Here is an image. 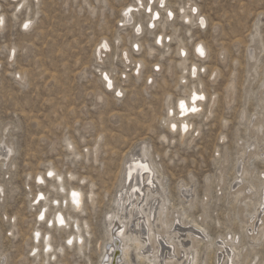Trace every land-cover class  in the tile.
I'll return each instance as SVG.
<instances>
[{
	"label": "rangeland",
	"instance_id": "1",
	"mask_svg": "<svg viewBox=\"0 0 264 264\" xmlns=\"http://www.w3.org/2000/svg\"><path fill=\"white\" fill-rule=\"evenodd\" d=\"M19 1L0 0L5 21L0 29V151L2 140L13 147L9 160L0 158V264L4 258V264L110 261L120 246L122 223L113 219L112 240H108V215L115 211L116 200L124 191V163L143 145L172 203H184V190L192 186L196 202L192 207L186 205L190 216L198 221L205 217L207 233L216 242L236 235L242 252L235 264H261V242L255 245L253 254L258 256L253 262L251 257L243 259L252 242L244 227L245 212L251 206L236 202L229 184L234 181L236 156L252 133L247 117L256 109L264 112L256 98L264 71V49L258 51L252 75V61L248 60V48L257 46V40H251L255 22L260 33L257 39L264 41V0H190L207 19L201 28L182 20L178 7L186 6V0H169L175 20L164 16L157 32L152 35L148 31L153 37L162 33L163 40L170 35L171 40H165L168 47H146L152 41L146 37L140 52L132 49L135 41L140 44L132 24L120 27L117 23L122 7L132 0H24L18 8ZM140 12L135 21L146 23L147 13ZM26 19L32 22L29 28L22 25ZM102 40L110 50L96 60L95 49ZM179 41L187 51V66L193 61L204 66L198 81L178 64ZM198 41L206 46L203 59L193 52ZM123 50L130 59L128 64L122 58ZM137 60L142 61L139 74L133 70ZM214 67L216 75L210 78ZM104 70L112 72V88L104 86ZM198 84L208 99L211 95L216 99L207 114L208 99L200 114L188 115L192 128L181 138L178 129L171 131L167 123L171 119L179 122L176 102L188 99L192 86ZM169 107L172 116H168ZM242 109L246 115L243 121L239 117ZM50 167L61 174L63 189L53 185V175L37 182L36 174L43 175ZM249 167L264 169L257 159H252ZM220 170L224 178L217 183ZM206 186L210 193L204 202ZM70 187L82 190L80 210L65 202ZM40 191L46 201L36 203L34 197ZM44 203L46 218L38 221L36 215ZM55 210H61L69 224H49L47 219L51 222ZM74 222L79 228H74ZM256 222L259 225L258 219ZM35 228L41 236L48 234L56 250L54 258L51 252L50 258L41 254V242L31 241ZM77 229L83 236L81 248L75 238L70 246H64L66 237ZM215 244L205 256L206 264H217ZM33 245L40 255H30ZM117 254V264H126ZM144 263L148 262H135Z\"/></svg>",
	"mask_w": 264,
	"mask_h": 264
},
{
	"label": "bare ground",
	"instance_id": "2",
	"mask_svg": "<svg viewBox=\"0 0 264 264\" xmlns=\"http://www.w3.org/2000/svg\"><path fill=\"white\" fill-rule=\"evenodd\" d=\"M168 1L169 0H132L130 3L122 7L120 12L121 18L119 19L120 22L117 21V23H120V27L132 24L133 27L131 28L134 36L140 38V44L134 40L135 42L132 44V49L140 52L143 49V40H146V37H152L151 43H147L146 47L148 44H154L155 48H162V45L164 47H168L167 45L169 43L165 42V40H168L169 42L171 40L170 35L165 36V40H163L162 33H158L154 36L155 39L153 36H148V31H152L153 33L151 34L153 35L159 30H156V28H160V22L164 16H166L167 20H170V18L171 20L173 18L175 20L174 13L172 12L173 9L169 8ZM189 1L190 0L185 1L187 3L186 6L179 5L178 7L182 20H184V22L197 24L196 27L198 28L205 26L204 24H207V19L199 12V9L195 6L196 4L194 2V4H191ZM23 2L24 0L19 1L16 3V6L19 8L22 6ZM186 8L190 11L186 12ZM160 9L165 11V15L163 11H160ZM142 10L145 14L147 13V24L144 20L140 21V19H138L135 21V16L140 14V11ZM0 18H2V23H0V29H2L3 23L5 22L3 14H0ZM201 20H203V24L201 23ZM26 23L28 24L27 28H29L30 24H32L30 19H26L24 24H22L23 27ZM194 24H192V26H194ZM164 25L166 28L168 27L166 24ZM214 28H216V26H214ZM254 31L255 32L252 35L251 40L253 42L257 40V46L255 48H248V60L252 61L249 64L250 75H252V70L254 71L256 67L259 53L264 49V41L262 39H257L260 36V33L258 32V25L256 22ZM116 44H118V40H116ZM198 49H200V51H198ZM108 50H110L108 42L106 40H102V42H100L95 49L96 60H100L103 56V51L106 52ZM166 50H168V48H166ZM123 51L121 53L122 58H124V60H126V64H128V60L130 59L127 51ZM13 52L14 50H12L10 54H13ZM193 52L196 58L203 59L207 54L206 46L202 41H198L193 46ZM201 52L203 54H201ZM177 53L179 55L178 64L182 67V70H184V72L187 70L189 75H192L191 78L198 81V74L201 72V69L204 72V68H202L204 66H199L197 62L194 61L190 62L189 66H187V51L181 41H179ZM104 54L106 56V53ZM141 67L142 61L137 60L133 69H136V74H139ZM157 67L160 69V66ZM216 70L217 68L215 67L211 69L209 75L212 76H210V78H214ZM105 74H107V80L105 79ZM110 74H112V72L105 70L102 71V78L104 79V86H106V88L113 87ZM183 77L184 76H182V82H184ZM109 81L111 82V87H109ZM197 86V88H195L194 85L192 86L188 99H185L187 97L179 98L178 102H176L175 107L178 119H180L179 122L177 123V121L171 119L167 123L168 129L171 131H174L173 125H176L175 130L178 129L181 138H183L184 135L192 128V123L188 121L187 118L188 115L194 113L200 114V111L203 109L204 102H207L208 99L205 94L206 91L204 92L202 88V84H198ZM117 92L118 94L121 93L120 90H117ZM193 94L197 97L202 96L203 99H197L193 102ZM257 94V105H260L262 108V106H264V71L259 82ZM215 99V96L211 95L209 97L207 104L210 103V108L207 109L206 114L207 112H210ZM181 101H184L185 108L189 110L183 116L181 115L180 108ZM192 108L197 109V111H191ZM172 111V108L169 107L170 114H168V116H172ZM239 117L241 121L246 120L244 109L240 111ZM247 121L248 125H250L252 133L250 132L251 136L244 141L243 147L236 156L234 163V181L231 183L229 182V189H232V193H230V195H232L236 202L243 203L246 206L249 204L251 206L250 209H246L247 212H245L246 220L244 222V227L247 231H249L248 238H250L252 242L249 244L248 252L243 256V259L247 260L251 257L250 261L253 262L258 256L257 254H253L255 245L259 244V242L264 243V169L262 171H255L254 168L249 170V162L252 159H257V162L259 160V162L264 165V112H260V110L257 111L256 109L255 112L251 113L247 117ZM185 126H187V130H185ZM222 138H224V136H220L221 140ZM68 145L70 146V144ZM1 149L0 158H3L4 161L9 160L10 154L13 152L12 145L10 143H4V140H2ZM216 156H218V152ZM124 165L123 175L124 183H126L124 191L116 200L117 208L108 215L106 224L108 227V240L111 241L112 236L110 233V225L112 224V221L114 222L113 219H118V221L122 223V228L118 231L120 246L119 249H114V257L112 255L110 261L106 264H117V261L115 260L118 256L117 253H119L120 258L123 259L126 264H135V262H148L147 264H206L205 256H207L208 250L212 244H215L216 241L214 238L210 237V234L207 233L206 226L204 225L205 217L198 221L197 219L191 217L187 212L188 208L186 205L188 207H192L196 202L193 187L189 186V188H184L185 192L184 195H182L184 203L174 205L169 196V192H167V188L163 183L162 177L157 175L156 166L150 160L149 151L145 145L138 147L125 161ZM49 172L54 173L53 176L56 184L53 185L63 189L62 176L59 172L55 173L52 167L47 168L43 175L41 173H37L35 177L37 182H45L46 177L49 176ZM218 173L216 181L217 183H220L224 178V175L222 174V170ZM247 178L249 179L247 180ZM206 182H208V178H206ZM242 182L245 183L242 184ZM182 186L183 185L178 186L179 191ZM218 187L220 188V186ZM0 191H2V186H0ZM74 192L78 194L76 197L78 203L73 202L74 198L72 194ZM209 193V187L206 186L204 190V202H206V197ZM255 195L257 196L253 197ZM82 196L83 193L79 187H70L67 190L66 197L64 199L66 200L65 202L74 208V210H80V207L82 206ZM43 199L45 200L44 193L40 191L35 194L34 202L36 201V203H38V201ZM45 210L46 203L42 204V207L37 212L36 219L38 221L46 218ZM41 214H43V218H41ZM257 219L259 221V225L256 222ZM61 220L63 223H61ZM47 222L49 224L51 223L55 227H62L69 224L61 210H57L51 219V222L49 219H47ZM84 226L87 227V224L85 223ZM74 228H79L78 222H74ZM243 231L245 230L243 229ZM200 233L205 234V237L200 235ZM224 237H221L220 241L215 244V258L217 257L218 259L217 264H235L238 258L241 257V250L239 249L240 246H237L236 235H230L229 239ZM74 238L78 248H81L83 236L79 233L78 229L77 232L71 233L68 237H66L63 245L70 246ZM31 241L35 244L41 242V254H43L46 258H50L49 253L51 252L53 253L52 258H54L56 250L54 251V247L49 241L48 234L41 236L40 230L35 228L31 234ZM70 241L71 243H69ZM64 246L60 245L59 250H63ZM31 250V256L40 255L37 252V245H33ZM105 252L108 254V251ZM4 260L6 261V258H4ZM4 260H1V264H4ZM261 264H264V254L261 259Z\"/></svg>",
	"mask_w": 264,
	"mask_h": 264
},
{
	"label": "snow or ice",
	"instance_id": "3",
	"mask_svg": "<svg viewBox=\"0 0 264 264\" xmlns=\"http://www.w3.org/2000/svg\"><path fill=\"white\" fill-rule=\"evenodd\" d=\"M170 15H171V13H170ZM0 23H2V18H0ZM201 23L203 24V20H201ZM24 27L25 28H27L28 27V24L26 23L25 25H24ZM105 47H106V45H105ZM198 51H200V49H198ZM201 54H203L202 52H201ZM105 79L107 80L108 79V77H107V74H105ZM109 87H111V82L109 81ZM193 102H195L197 99H203V97L201 96V97H197L195 94H193ZM180 108H181V115L183 116L187 111H189L187 108H185V104H184V101H181L180 102ZM191 111H197V109H195V108H192L191 109ZM175 127H176V125H173V129L175 130ZM185 130H187V126H185ZM53 175V173H51V172H49V176H52ZM73 195V198H74V200H73V202L74 203H78V200L76 199V197H77V193H73L72 194ZM41 218H43V214H41ZM61 223H63V221L61 220ZM69 243H71V241L69 242Z\"/></svg>",
	"mask_w": 264,
	"mask_h": 264
}]
</instances>
